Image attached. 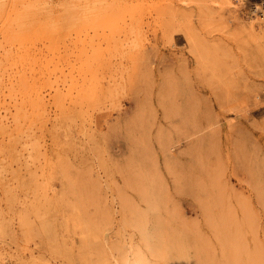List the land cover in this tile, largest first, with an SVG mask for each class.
Returning a JSON list of instances; mask_svg holds the SVG:
<instances>
[{"label":"rangeland","instance_id":"obj_1","mask_svg":"<svg viewBox=\"0 0 264 264\" xmlns=\"http://www.w3.org/2000/svg\"><path fill=\"white\" fill-rule=\"evenodd\" d=\"M0 264H264V20L0 0Z\"/></svg>","mask_w":264,"mask_h":264},{"label":"built area","instance_id":"obj_2","mask_svg":"<svg viewBox=\"0 0 264 264\" xmlns=\"http://www.w3.org/2000/svg\"><path fill=\"white\" fill-rule=\"evenodd\" d=\"M250 3L253 4L251 12L264 17V0H250Z\"/></svg>","mask_w":264,"mask_h":264},{"label":"bare ground","instance_id":"obj_3","mask_svg":"<svg viewBox=\"0 0 264 264\" xmlns=\"http://www.w3.org/2000/svg\"><path fill=\"white\" fill-rule=\"evenodd\" d=\"M238 1L241 2V3L247 4L248 9L251 11V9L253 7V4L250 3V0H238ZM252 14H253V17H257L259 19H263L264 20V17L258 16V14H254V13H252Z\"/></svg>","mask_w":264,"mask_h":264}]
</instances>
